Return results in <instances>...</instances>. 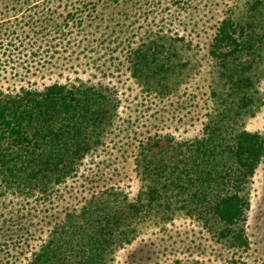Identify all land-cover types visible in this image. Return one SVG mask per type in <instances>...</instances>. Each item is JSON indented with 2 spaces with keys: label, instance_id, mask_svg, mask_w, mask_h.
I'll return each mask as SVG.
<instances>
[{
  "label": "rangeland",
  "instance_id": "rangeland-1",
  "mask_svg": "<svg viewBox=\"0 0 264 264\" xmlns=\"http://www.w3.org/2000/svg\"><path fill=\"white\" fill-rule=\"evenodd\" d=\"M224 16L241 26L244 48L221 57L208 48ZM144 43L158 45L164 65L147 84L129 68ZM53 81L100 88L110 119L61 181L27 192L0 186V264L27 262L89 198L130 214L110 264H264V148L243 181L240 249L202 206L182 205L135 160L159 147L173 160L210 127L264 137V0H0V96Z\"/></svg>",
  "mask_w": 264,
  "mask_h": 264
},
{
  "label": "trees",
  "instance_id": "trees-1",
  "mask_svg": "<svg viewBox=\"0 0 264 264\" xmlns=\"http://www.w3.org/2000/svg\"><path fill=\"white\" fill-rule=\"evenodd\" d=\"M240 37L241 26L222 17L211 34L209 53L234 55L244 48ZM131 51L132 75L145 84L161 77L164 65L157 44L144 43ZM106 98L104 91L91 84L68 87L56 81L41 90L21 87L18 93L0 96V186L27 192L44 188L50 180L61 181L74 169L76 159L99 142L110 119L104 108ZM210 129L203 140L176 150L173 160L166 147H159L149 157L142 153L135 160L166 194L181 197L182 205L202 206L207 216L231 231L232 247L246 248L243 227L235 226L248 207L241 192L243 181L262 155L264 137L245 128L229 135L221 127ZM148 192L154 196L155 190ZM88 200L79 213L66 211L24 264H110L112 246L116 239L121 240L116 231L127 240L121 225L130 214ZM234 262L230 260V264Z\"/></svg>",
  "mask_w": 264,
  "mask_h": 264
}]
</instances>
